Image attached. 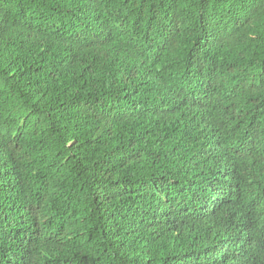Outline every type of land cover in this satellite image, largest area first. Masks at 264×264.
Wrapping results in <instances>:
<instances>
[{"label": "trees", "instance_id": "trees-1", "mask_svg": "<svg viewBox=\"0 0 264 264\" xmlns=\"http://www.w3.org/2000/svg\"><path fill=\"white\" fill-rule=\"evenodd\" d=\"M0 264H264V0H0Z\"/></svg>", "mask_w": 264, "mask_h": 264}]
</instances>
